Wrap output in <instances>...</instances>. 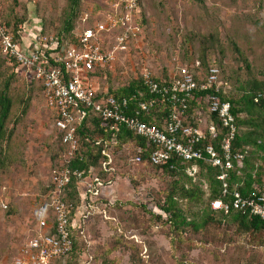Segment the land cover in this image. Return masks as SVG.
<instances>
[{"label": "rangeland", "instance_id": "obj_1", "mask_svg": "<svg viewBox=\"0 0 264 264\" xmlns=\"http://www.w3.org/2000/svg\"><path fill=\"white\" fill-rule=\"evenodd\" d=\"M115 1L79 0L74 28L62 32L64 45ZM69 2L0 0V15L10 23L15 17L26 19L28 32L43 25L45 36H55L63 30ZM141 7L137 36L123 45L113 65L99 77L102 89L126 86L145 69L155 77L178 74L205 47L229 84L236 76L264 77V0H142ZM16 70L0 53V88L13 77L14 102L1 154L0 264H13L18 249L38 231L35 207L50 190L66 154L41 85ZM110 149L116 162L112 174L104 177L113 182L103 197L108 216L93 214L84 224L85 237L74 231L77 249L55 264H264V245L247 243L249 237L228 224H210L204 231L189 230L179 237L170 233L158 203L174 192L184 215L199 220L209 196L203 178H193L202 189V201H191L180 195V187L189 185L185 175L164 174L135 162L130 146L118 151L112 144ZM197 172L198 168H189L187 175ZM79 191H84L81 184ZM76 221L80 224L79 218Z\"/></svg>", "mask_w": 264, "mask_h": 264}, {"label": "built area", "instance_id": "obj_2", "mask_svg": "<svg viewBox=\"0 0 264 264\" xmlns=\"http://www.w3.org/2000/svg\"><path fill=\"white\" fill-rule=\"evenodd\" d=\"M141 5L142 0H116L101 18L84 28L77 42L68 45H60L55 36H45L41 26L28 32L29 22L20 26L21 39H17L0 16V53L13 60L27 78L42 83L66 147L60 171L35 207L38 231L18 249L13 264H55L73 250L74 231L85 237L84 224L93 214L108 216L103 197L113 182L70 166L81 147L78 130L90 113L111 122L117 131L126 127L155 145L150 154L154 165H168L175 159L192 164L195 171L202 163L216 167L223 198L214 200L212 208L224 213L248 210L264 220V182L255 184L247 196L238 184H231L233 172L243 167L245 154L234 147L236 116L231 103L220 96L221 91L228 93L229 83L217 64L203 73L201 61L191 59L180 73L167 77H155L145 69L141 77L151 99L134 106L129 98H116L101 88L97 73L111 67L123 45L137 36ZM189 109H193L191 115ZM101 154V169L111 173L114 157L107 142ZM133 160L138 162L140 157ZM73 178L84 186L74 214L73 203L66 201Z\"/></svg>", "mask_w": 264, "mask_h": 264}, {"label": "trees", "instance_id": "obj_3", "mask_svg": "<svg viewBox=\"0 0 264 264\" xmlns=\"http://www.w3.org/2000/svg\"><path fill=\"white\" fill-rule=\"evenodd\" d=\"M78 5L79 0H70L69 2V14L64 20L63 30H60L58 34L55 35L60 45H64L65 41L62 32L70 33L74 28V17L76 16L75 13ZM0 16L9 27L13 26L12 30L16 38L21 39V34H19L20 26L27 23V20L15 17L13 22L10 23L4 20L2 15ZM142 22L145 21L142 20ZM42 33L45 35L43 25ZM73 37L72 43L77 42L78 35ZM205 49L194 58V60L201 61L199 70L203 73H206L209 66L213 63L220 67L217 62L210 61L209 52ZM12 62L17 66L13 60ZM246 64L249 69L248 62H246ZM16 71H19L18 66ZM97 74L101 77L103 71ZM163 75L166 77L168 76L167 73ZM12 80L13 77L5 79L0 88V166L4 164L2 163L1 154L3 153V143L6 139L7 121L14 106L13 99L10 95ZM38 83L43 89L42 83ZM108 93L119 99L123 97L129 98L132 106L136 105L140 100L151 99V94H149L141 76L131 80L128 85L121 88H109ZM220 96L231 103L232 112L236 116L238 132L234 141L235 150L245 154L243 167L233 172L231 184H238L239 189L247 196L252 192L255 184L264 182V77H250L241 80L239 76H236L234 84H229L228 93L223 94V91H221ZM192 110L193 109L188 110L190 115ZM156 116L158 119L161 118V114L159 113L156 114ZM146 120L151 121L152 118L147 117ZM78 136L81 147L71 160L70 166L84 170L86 173L90 171L93 173V171L98 170V174L103 177L112 174L116 162L114 155V162L112 164L113 171L111 173L104 172L100 167V162L103 158L101 150L105 142H107L110 148L113 144L118 151H121L125 146L132 147L134 151L133 158L137 156L140 157V160L137 162L139 164H143L147 167H155L162 170L164 174L185 175L188 178L189 185H182L180 187V195L188 200L199 202L203 199L202 189L200 186L194 185L193 178L200 176L206 181L209 187L207 210H205L203 216L199 220L189 219L184 215L183 210L178 204L176 198L177 194L174 192L166 196V200L163 204L158 203L157 207L167 215V221L171 227L170 233H172L173 230V232L177 234V237H179L182 232H188L189 230L195 233L204 231L210 224H228L237 234L249 237L250 240L247 239V243L264 245V220L259 216L251 214L248 210L232 209L229 213H224L212 208L211 204L214 200L223 198L221 182L217 177L218 169L216 167L202 163L198 167V172L195 176H188L187 170L193 166L190 163L183 164L181 161L174 159L168 165H154L151 162L150 154L156 148L155 145L149 143L145 138L136 135L126 127H120L119 131L113 129L111 122L105 121L93 113H90L83 125L79 128ZM58 137L60 143L63 145L61 135L58 134ZM100 140L103 144L98 146L96 142ZM79 186L80 181L73 178L66 197L67 202L73 203V214L76 211V207L79 206L81 202ZM216 215L219 218H216ZM161 217V215H157V218L161 219ZM73 249H77L75 240Z\"/></svg>", "mask_w": 264, "mask_h": 264}]
</instances>
